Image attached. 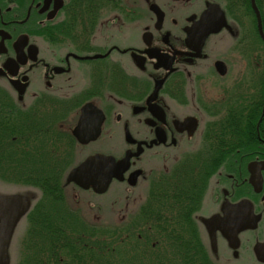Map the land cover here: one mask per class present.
<instances>
[{
	"label": "flooded vegetation",
	"instance_id": "1",
	"mask_svg": "<svg viewBox=\"0 0 264 264\" xmlns=\"http://www.w3.org/2000/svg\"><path fill=\"white\" fill-rule=\"evenodd\" d=\"M254 5L264 31V0H0V121L17 103L38 160L68 161L58 177L73 208L112 193L122 212L150 200L184 218L171 222L172 239L192 234L202 245L188 258L264 264L255 250L264 242V44ZM223 19L203 43L189 38L198 22ZM89 103L104 119L82 142L75 130ZM95 127L90 120L81 138ZM129 153L104 193L68 181L92 155L117 164ZM233 207L241 222L260 219L231 243L217 220ZM28 225L14 229L9 264L24 259Z\"/></svg>",
	"mask_w": 264,
	"mask_h": 264
},
{
	"label": "trees",
	"instance_id": "2",
	"mask_svg": "<svg viewBox=\"0 0 264 264\" xmlns=\"http://www.w3.org/2000/svg\"><path fill=\"white\" fill-rule=\"evenodd\" d=\"M11 111L8 123L0 121V180L15 189L39 192L27 215L23 240L28 248L19 264H221L206 254L202 261L188 258L203 252L202 245L192 234L172 239L171 222L184 218L156 208L150 200L137 212H122L115 206L120 217L108 221L110 226L86 214L83 203L73 208L58 177L66 163L38 160L42 154L28 141L26 112L17 103ZM230 152L223 154L230 156ZM123 219L130 222L123 226L119 222ZM183 227L176 229L182 233Z\"/></svg>",
	"mask_w": 264,
	"mask_h": 264
},
{
	"label": "water",
	"instance_id": "3",
	"mask_svg": "<svg viewBox=\"0 0 264 264\" xmlns=\"http://www.w3.org/2000/svg\"><path fill=\"white\" fill-rule=\"evenodd\" d=\"M254 6L258 19L260 36L264 40L261 15L256 5ZM203 21L204 20L198 22L192 29L189 30V38L197 39V43H203V40L206 38V36H208L210 32H216L225 25V19H223L222 22L218 21V23H216V26H208L205 28L203 27V25L202 27L200 25V23L202 24ZM155 56L157 59H160V55L155 54ZM152 98L153 95L150 97V101L152 100ZM90 111L93 112L94 115H90ZM103 119L104 115L101 109H99L93 103L86 104L82 108V115L79 120V125L75 130V133L80 141L87 142L91 138L93 139L94 137H96V135L100 133ZM90 120L96 126L95 130L89 131L91 134L90 138L82 139L81 133L84 130L86 124L89 125ZM133 155L134 154L132 153L127 154V156L117 164H112V162L114 161L112 157L103 154L92 155L88 157L81 165L71 171L69 180L76 182L84 188H89L90 186H92L95 191L102 193L107 190L108 185L113 178H122L123 173L129 167L130 158ZM31 205L32 197H30L28 194L21 192L9 194L0 193V264H9L8 247L10 239L13 235L17 223L27 213ZM240 205L241 204L236 206ZM235 208L236 207H233V209H231L230 212L226 213L224 217L217 220L218 222H220V229L222 230V233L228 238V240L231 241V243H233L232 241L237 238V234L239 231H241L248 225H250L251 228L256 227V224L260 219L259 215L254 214V218H251L245 222H241L239 218H236L235 211H232ZM216 218L218 217L207 219L206 222H212L216 220ZM235 223H238V225L234 226ZM211 236L214 241V231H212ZM255 250L258 260L264 262V242L258 243Z\"/></svg>",
	"mask_w": 264,
	"mask_h": 264
},
{
	"label": "rangeland",
	"instance_id": "4",
	"mask_svg": "<svg viewBox=\"0 0 264 264\" xmlns=\"http://www.w3.org/2000/svg\"><path fill=\"white\" fill-rule=\"evenodd\" d=\"M255 38L258 39V37H255ZM115 74H118V77L120 76L119 72L117 71L115 72ZM64 162L66 163V165H68V161H64ZM13 189H14L13 187L7 185L6 183L0 180V193L10 192ZM23 190H25V192L27 193L29 192L26 189H23ZM117 197L119 198V196H117L116 193H112L108 196H96L94 198H87L86 196L84 198V201L90 200L92 202L89 204H82V205L84 206V210L86 211L85 213L88 214L89 216L94 215V216H98L102 220L111 221L114 219H118L120 217L119 209L114 207L115 200L117 199ZM95 203L98 204L97 207L94 205ZM65 208L67 209V207ZM112 209L114 211H112ZM23 231H24V228L19 236L22 237ZM223 257L224 258L221 261L222 264H252L254 263L250 256L243 258L241 260H232L230 258H226V256H223Z\"/></svg>",
	"mask_w": 264,
	"mask_h": 264
}]
</instances>
